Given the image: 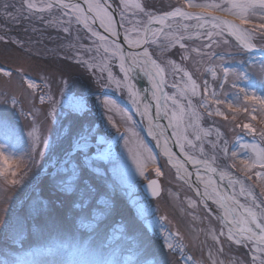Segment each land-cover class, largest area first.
I'll return each instance as SVG.
<instances>
[{
	"label": "rangeland",
	"instance_id": "1",
	"mask_svg": "<svg viewBox=\"0 0 264 264\" xmlns=\"http://www.w3.org/2000/svg\"><path fill=\"white\" fill-rule=\"evenodd\" d=\"M140 2L152 5L149 11L160 14L170 10L179 0ZM5 3L20 8L23 15L17 22L0 15V36L4 37L0 40V69L13 72L11 79L0 74V98L8 95L15 96L17 100L15 108L11 103H0V119H6L16 132L22 133L24 150L27 152L32 145L28 132L31 131L29 126L33 122L34 113L39 121L36 127L61 150L46 153L44 159L38 161L36 167L31 168L25 186L12 188L0 184V259L5 258V250L9 258H23L34 249L63 243L73 236L77 239H86L90 233L88 229L81 227L80 221L83 219L87 223L95 216L98 228L91 235L103 239L116 234L122 236L129 244L140 245L145 250L140 257L143 264H148V261H152L153 264H210L209 250L224 264H229L232 259L242 260L243 264H251L252 253L249 248L245 247V251L241 245L225 242L224 237L220 238L224 250L217 253L221 245L216 244L209 233L210 229H223L215 213L218 207L207 201L203 203L212 206L215 212L203 207L192 189L177 177L173 168L157 153L154 139L147 137L142 131L140 125L142 121L136 112L129 111L120 102L121 100L127 107L133 109L127 93L117 91L114 87L102 86L103 82L98 79L99 66L110 53H105L103 47H99L100 42L93 44L96 38L83 29L82 25H72L70 32H64L63 26L50 25L48 13H33L29 17L24 0H0V8ZM41 16L45 18L40 19ZM228 17L233 19L231 16ZM179 23L188 24V29H193L183 32L185 37L183 40L187 41L182 40L180 43L185 45L184 48H181L179 43L163 52L155 45L147 47L150 52H154L153 58L165 69L164 88L167 95L177 96L178 89L184 87L187 81V77L181 79L182 73L173 75L172 66L168 61H174L176 65L192 73L193 79L200 87L195 95H192L190 89L186 92L192 101L191 107H188L187 101L182 97L177 96V99L185 105L189 114L196 112L203 116V119L198 124L201 141H196L191 135L193 130L189 129V139L198 147L191 148L186 145V151L196 158H201L198 149L202 147L206 156L213 153L220 156L217 164L224 168V158L219 148H212L213 142L222 147V141H227L229 150L236 151L239 149L238 140L249 144H259L262 140L259 135L253 137L237 125L251 122L257 128H262L264 113H257V120L250 121L247 113L242 111L233 113L226 104L230 103L235 107L248 103L251 108L252 102H246L243 98L239 101L235 99L237 94L243 97V94L239 93L241 87L249 92L254 91L258 96L264 95V77L260 71V64L264 62V58L241 50L225 34L214 35L209 40L207 30L199 32L194 29L195 21ZM189 36L192 38L189 39ZM255 42L257 47L264 46V41L257 39ZM209 44L211 47H208ZM193 49H198L199 54ZM84 61L97 67L90 69ZM110 67L114 74L122 75L119 73L118 61L113 60ZM221 67L241 73L247 71L248 79L237 80L238 87L233 88L235 77L230 75L228 83L223 84L221 88L223 75ZM209 68L216 69L215 79L208 71ZM22 75L40 85V88L35 92L27 89L26 84H22L20 79ZM62 81L67 82V88ZM204 81H207L210 91L214 89L217 96L226 101L220 104L219 108L228 119L218 115H207L208 110L217 107L215 104L209 102L210 109L200 107L202 98L207 99L203 93ZM174 83L177 85L176 88L172 87ZM44 94L46 99L41 104L39 96ZM106 98L116 100L133 115L135 130L139 133L140 140L155 158L154 164L149 162L151 166L146 170V177L139 175L133 159L134 154H138L136 139L121 135L125 131L122 117L114 116L120 124L119 133L108 123V116L101 103ZM74 100L84 101L83 111L71 107L70 101ZM166 102L167 106H171L170 100H165ZM29 109H32L31 113ZM46 112H54L55 115H45ZM77 122L84 129L93 131L94 138L90 141L93 146L89 149V155L93 157L96 155V140L104 138L106 143L103 148L111 139L120 136L117 145L118 160L93 159L89 168L83 163L82 153L77 152L75 155L74 159L82 173L89 178L91 187L90 193L83 199L80 197V189L84 187V182L77 181V187L73 192L59 191L56 185L60 179L66 177L57 175L51 166L55 163L59 167L64 151L74 145L75 133L79 130L74 127ZM218 132L222 134L220 138L217 136ZM126 140L129 141L127 146ZM247 155L248 153H241L242 157ZM24 163L26 167H30L27 156ZM155 167H159L164 175L157 177ZM232 172L235 176L240 175L234 169ZM37 176L38 178L34 179ZM154 178L161 181L162 193L156 199H148L141 187L143 183ZM225 182L227 183L226 180ZM85 200L87 205H84ZM34 207L40 210L39 214L34 212ZM9 225L14 227L15 235L10 233ZM177 232L180 233L179 242L184 246L182 253L176 250L170 252L165 242V237L169 233L173 242H177ZM16 237L22 238V242L14 243ZM188 257L192 259L189 260Z\"/></svg>",
	"mask_w": 264,
	"mask_h": 264
},
{
	"label": "snow or ice",
	"instance_id": "2",
	"mask_svg": "<svg viewBox=\"0 0 264 264\" xmlns=\"http://www.w3.org/2000/svg\"><path fill=\"white\" fill-rule=\"evenodd\" d=\"M24 7L29 17L33 13H48L49 24L63 26L64 32H70L72 25H82L83 29L96 38L93 44H96L97 41L100 42L99 47H103L105 53H110L99 66L100 75L98 79L103 82L102 86L114 87L117 91L127 93L128 99L135 107L136 114L147 120V133L158 145L162 146L164 155L169 158L167 162L173 164L178 174L183 170L184 174L179 178L185 179L191 176L185 167V163H191L197 167V178L204 185L203 193L197 192V194L202 195L205 200H212L222 210L220 221L223 224V229H210L209 233L213 241L221 245L217 249V253H222L224 250L220 239L224 237L225 242L248 247L252 253L251 264H264V127L257 128L251 122L237 125L253 137L259 135L262 138L259 144H249L238 140L239 149L230 151L227 141H222V147L215 142L212 143V148H219V152L224 158V168L217 164L220 156L215 153L206 156L202 147L198 149L201 158L191 155L186 151V145L191 148H197L198 145L189 139V129L193 130L191 135L194 136L195 140L201 141L198 124L203 116L196 112L189 114L177 96L186 100L188 107H191L192 101L186 92L190 89L192 95H195L200 86L193 79L191 72L170 60L168 64L172 66L173 75L182 73L181 79L187 77V81L184 87L178 89L177 96H169L163 93L161 86L166 83L165 69L153 58L154 52H150L144 47L145 45H155L163 52L179 43L180 47L184 48L185 45L180 41L185 38L183 32L188 30L189 25L179 22L195 21L193 27L196 30L207 29L206 35L209 40L214 35L226 33L235 38L241 50L248 53L257 51L264 53V46L258 48L255 42L257 39L264 41V0H179L176 5L171 6L170 10H165L163 15L149 11V8L153 6L140 2V0H39V2L37 0H24ZM189 9H199L200 11L192 12ZM117 10L119 20L116 19ZM217 12L231 16L233 19L229 20L217 16L215 15ZM0 15L7 20L17 22L23 13L15 5L5 3L0 8ZM44 18V16L40 17V19ZM97 22H99V27L109 35H102L93 27ZM172 22H175V27ZM154 24L162 27L154 29L152 27ZM120 27L124 28L123 39L129 48H136L138 51L126 53L121 47ZM178 31L179 34H177ZM109 36L113 38L111 43H109ZM161 38H163V42H161ZM188 38L191 39L192 37L189 36ZM2 39L4 37L0 36V40ZM224 42L227 43V41ZM99 47L97 51H99ZM208 47H211V44ZM193 51H197L199 54L198 49H193ZM182 59H188V57H182ZM113 60L118 61L119 73L122 75L112 72L110 64ZM84 63L90 69L97 67L88 61H84ZM137 70L144 72L152 80L154 89L152 100L155 101V114H153L152 103L145 102L144 97L140 95V90L133 83V74ZM208 71L211 72L213 79L217 77L215 68H209ZM221 71L223 73L221 88L223 84L228 83L230 75L235 77L232 83L233 88L238 87L237 80L248 79L247 71L241 73L224 67H221ZM260 71L264 77V62L260 64ZM0 74L9 79L13 77V72L10 70L0 69ZM20 79L22 84H26L27 89L32 90V92L40 88V85H37L26 75H22ZM62 83L67 88V82L62 81ZM172 87L176 88L177 85L174 83ZM203 93L207 99L202 98L200 107L210 109V103L217 105L214 110H208L207 115H218L228 119L219 108V105L226 103V101L220 99L214 89L209 90L207 81H204ZM239 93H242L243 97L237 94L235 99L239 101L243 98L246 102H252L251 108H249L248 103L235 107L228 103L226 106L229 111L233 113L242 111L250 116V121H256L257 113H264V95L258 96L254 91L249 92L243 87L239 88ZM45 99L46 94L39 96L41 104L44 103ZM161 99L170 100L171 106L161 105ZM0 103H11L13 108L17 106L15 96L4 95L0 98ZM101 103L108 116V123L119 133L120 124L114 116L120 115L125 125V131L121 135H128L129 139H136L138 154H134L133 159L139 175L146 177V170L151 166L149 162L154 164L155 158L140 140V135L135 130L133 115L114 99L106 98ZM70 105L74 110L83 111L84 109V101L82 100L70 101ZM29 112L31 113L32 109H29ZM161 113L168 119L167 128L157 122L161 118ZM49 114L55 115L54 112L45 113V115ZM33 116V122L29 126L31 131L28 132L32 145L27 152L24 150L25 142L22 133L16 132L6 119H0V184L2 185L12 188L25 186L31 168L36 167L38 161H42L46 153H56L61 150L58 145L49 141L40 128L36 127L39 121L34 113ZM74 127L79 129L75 133L74 145L69 150L64 151L59 167L55 163L51 166L57 175L66 177L58 181L56 187L59 191L73 192L77 187V181L84 182V187L80 189V197L83 199L90 193L91 187L89 178L82 173V169L74 159L77 152L83 154L81 157L83 163L89 168L93 159H104L112 156L118 160L119 157L111 151V144L102 148L106 143L103 137L96 140L95 157L89 155V149L93 146L90 143L94 138L93 131L84 129L78 122ZM168 128L172 129L171 137L176 138L174 143L179 146L180 152L184 154L185 162L176 158V154L169 147ZM204 135H208V133H204ZM217 136L220 138L222 134L218 132ZM128 142V140L125 141L126 146ZM241 153H248V155L242 157ZM25 156L30 161V167L25 166ZM201 167L206 173L212 175L207 178L201 175L199 170ZM233 169L240 175L235 176L232 172ZM41 171L44 170L41 169ZM154 172L157 177L164 175L159 167H155ZM217 175L221 182L227 181L224 191L220 190L219 185L213 179ZM148 187L153 195H159L160 185L156 179H150ZM228 189L231 191L229 192ZM84 205H87V200L84 201ZM77 207H82V205H77ZM204 207L208 208L206 202ZM34 212L39 214L40 210L34 207ZM33 218L35 219V216ZM96 220L97 217L95 216L87 223L81 219V227L88 229L90 233L86 239H77L73 236L63 243L34 249L23 258H9L5 250V258L0 259V264H143L140 257L145 250L140 245L129 244L122 236L116 234L103 239L91 235L97 231ZM8 227L10 233L15 235L14 227L11 225ZM176 237L177 242L174 243L169 233L165 237L166 246L170 252L176 250V252L182 253L184 246L179 242V232L176 233ZM21 242L22 238L20 237L14 239V243L19 244ZM187 259L191 260L192 258L188 257ZM208 261L210 264H224L222 260L213 256L211 250L208 252ZM148 264H153V262L148 261ZM229 264H243V261L232 259Z\"/></svg>",
	"mask_w": 264,
	"mask_h": 264
},
{
	"label": "bare ground",
	"instance_id": "3",
	"mask_svg": "<svg viewBox=\"0 0 264 264\" xmlns=\"http://www.w3.org/2000/svg\"><path fill=\"white\" fill-rule=\"evenodd\" d=\"M225 19V18H224ZM95 25H97L98 27H99V22H97ZM93 27H94V25H93ZM160 27H162L161 25H156L155 27H153L154 29H158V28H160ZM95 28V27H94ZM100 28V27H99ZM96 29V28H95ZM100 29H102V28H100ZM121 29H122V31L124 30V28L123 27H121ZM97 31H99L102 35H109V34H107V33H105V32H103V31H100V30H98V29H96ZM123 37H124V31H123ZM111 40H112V38H111V36H109V43H111ZM125 43L122 45L121 44V47L125 50V52L127 53V52H136V51H138V49H136V48H129V46H128V44H127V42L126 41H124ZM162 67V66H161ZM165 76H166V73H165ZM158 79V78H157ZM133 83L135 84V86H136V88L138 89V90H140V95L142 96V97H144V99L146 98V93H145V89H146V86H151L152 87V80L149 78V76H147V75H145V73L144 72H141V71H139V70H137L134 74H133ZM154 91V89H153V87L152 88H150L149 89V96L151 97V99H152V92ZM161 91H162V86H161ZM154 101V100H153ZM163 101H164V99H163ZM145 102H147L146 101V99H145ZM155 102V101H154ZM148 103V102H147ZM164 104L165 105H167V102L165 103L164 102ZM133 110L135 111V107L133 106ZM141 117V116H140ZM161 117H163L164 119H165V122H166V124H164V122L163 121H158V123L159 124H161V125H167L168 126V119L166 118V117H164L163 116V113H161ZM142 118V117H141ZM143 119V122H144V126H145V130H146V134H147V136L149 137V138H151V139H153L151 136H149L148 135V133H147V120L145 119V118H142ZM162 119V118H161ZM164 127H166V126H164ZM167 128V127H166ZM169 135V134H168ZM154 146H155V148H157L162 154H164V151H163V148H162V146L161 145H158L157 144V142L154 140ZM168 143H169V147L171 148V145H170V138H169V141H168ZM173 152V151H172ZM181 153V152H180ZM181 154H183V153H181ZM183 156H184V154H183ZM167 159H169L168 157H167ZM181 161V160H180ZM181 162H183V161H181ZM170 163V162H169ZM171 165H173L172 163H170ZM189 165H191V163H185V167L187 168V171L189 172V173H191V176L190 177H186L185 179H182L183 181H185L187 184H190L191 186H192V188L196 191V192H201V190H200V180L197 178V175H196V173L197 172H195V173H193L192 171H190L189 169H188V167H189ZM191 166H193V165H191ZM196 168V169H195ZM174 169H175V171H176V173H177V169L174 167ZM194 170L195 171H197V167H194ZM200 173H201V175H203V176H211L212 174L211 173H206L205 171H204V169L201 167L200 169ZM183 170H181L180 172H179V174L177 173V175H178V177L179 176H183ZM193 175V176H192ZM191 179H194L195 180V182H196V184H193V181L191 180ZM213 179L216 181V183L219 185V187H220V190L221 191H224L225 190V188H226V186H225V183L224 182H221L220 181V179H219V176L217 175V176H214L213 177ZM200 190V191H199ZM229 190V189H228ZM203 198V200H205V198L204 197H202Z\"/></svg>",
	"mask_w": 264,
	"mask_h": 264
},
{
	"label": "water",
	"instance_id": "4",
	"mask_svg": "<svg viewBox=\"0 0 264 264\" xmlns=\"http://www.w3.org/2000/svg\"><path fill=\"white\" fill-rule=\"evenodd\" d=\"M114 7H115V5H114ZM215 15H217V16H221V15H219V14H217V13H215ZM223 17V16H222ZM225 18V17H224ZM116 19L117 20H119V14H118V10H117V15H116ZM154 25H152V27H153ZM94 27L96 28V29H98V30H100V31H103L102 29H100L97 25H94ZM119 31H120V43L123 45L125 42H124V39H123V31H122V29H121V27L119 28ZM104 32V31H103ZM231 37V36H230ZM112 38V37H111ZM234 40H235V38L234 37H232ZM113 39V38H112ZM236 41V40H235ZM236 43H237V41H236ZM144 47H146V45L144 46ZM254 54H258V55H261V56H264V53H261V52H259V51H257V52H253ZM151 88V86H146V89H145V95H146V100H148L149 101V103H152V105H153V114H155V103H154V101L152 100V99H150V97H149V89ZM159 120H161V119H159ZM158 121V120H157ZM163 122H165L164 120H162ZM168 133H170L169 131H168ZM173 142V141H172ZM109 144H111V151L113 152V153H115L116 154V150H115V147H116V145H117V137H114L113 139H111L110 140V142L105 146V147H107ZM172 148H173V150L177 153V155L178 156H180L181 157V154L178 152V150H177V148H176V146H175V143L173 142V146H172ZM108 157H111V158H113L112 156H108ZM107 157V158H108ZM189 168L190 169H193V167L191 166V165H189ZM157 181H158V183H159V185H160V192H159V195H160V193H161V184H160V182H159V180L158 179H156ZM193 182H195L194 180H193ZM148 184H149V182L148 183H146V184H144L143 185V190H144V192L148 195V197H150V198H157L159 195H153L152 194V191H151V189L148 187Z\"/></svg>",
	"mask_w": 264,
	"mask_h": 264
},
{
	"label": "trees",
	"instance_id": "5",
	"mask_svg": "<svg viewBox=\"0 0 264 264\" xmlns=\"http://www.w3.org/2000/svg\"><path fill=\"white\" fill-rule=\"evenodd\" d=\"M70 66H72V65H70Z\"/></svg>",
	"mask_w": 264,
	"mask_h": 264
}]
</instances>
